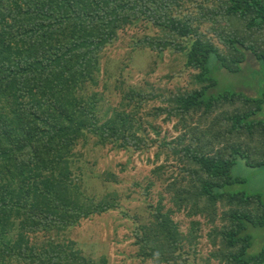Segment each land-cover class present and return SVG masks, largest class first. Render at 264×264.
Returning <instances> with one entry per match:
<instances>
[{"label":"trees","instance_id":"obj_1","mask_svg":"<svg viewBox=\"0 0 264 264\" xmlns=\"http://www.w3.org/2000/svg\"><path fill=\"white\" fill-rule=\"evenodd\" d=\"M182 1L0 0V264H107L104 258H84L76 243L65 238L82 221L118 208L114 194L98 198L84 192L75 150L93 139L101 149L148 151L155 142L146 129L155 131L136 116L145 99L155 98L166 104L155 115L178 118L183 128L190 114L205 118L222 106H242L212 118L210 124H217L213 137L195 127L177 142H161L181 165V176L168 181L165 191L192 215L206 213L210 223L218 205L226 209L224 225L214 231L220 241L213 244V258L225 264H264V249L248 255L252 243L247 233L250 227H264V194L229 190L243 183L231 175L239 159L251 168L264 167V120L255 119L264 106V91L258 98L211 92L217 85L212 69L236 75L247 58L258 67L250 65L253 71H260L258 64L264 68V0H201L211 7L193 18L177 16ZM218 15L225 23L234 20L238 29L225 32ZM140 23L158 30L156 39L142 45L157 44L160 53L167 48L185 53L197 89L164 98L129 87L122 92L124 104L98 118L105 91L93 89L101 84L103 52L120 31ZM205 24L210 27L204 30ZM208 32L216 34L223 49L207 38ZM254 137L259 144L251 150ZM163 171L159 166L151 175L159 179ZM148 208L152 220L136 226L135 244L144 260L163 262L166 250L182 237L171 211L162 213L161 203ZM198 226L192 222L191 229ZM39 235L49 237V243H34Z\"/></svg>","mask_w":264,"mask_h":264},{"label":"rangeland","instance_id":"obj_2","mask_svg":"<svg viewBox=\"0 0 264 264\" xmlns=\"http://www.w3.org/2000/svg\"><path fill=\"white\" fill-rule=\"evenodd\" d=\"M208 7L211 5L201 0H184L180 3V8H176L177 16L190 14L192 18L197 17L202 8ZM218 19H222L220 15L217 16V21ZM222 21L225 32H234L239 27L233 23L234 20L229 21V25L225 20ZM140 24L138 27L120 31L117 40L103 52L99 77L101 84L98 89H93L105 91L102 114H97L98 118L104 113L111 116L114 109H119L124 104L122 92H126L129 87L141 90L144 94L165 96L164 98L197 89L193 81L194 72L186 68L185 53H177L168 48L160 53L157 44L142 45L146 39H156L158 30L144 23ZM208 25H204V30ZM206 36L223 49L218 44V37L215 39V33L208 32ZM243 65L245 67L236 75L222 69H212V76L217 81L216 87L211 90L212 95L234 91L250 98H258L264 91V68L258 64L260 71H253L258 70V67L253 61L248 62V58ZM250 65L253 69L249 68ZM87 90L92 92L91 87ZM145 100L141 103L136 118L144 128L146 124H150L155 131L146 129L147 137L155 142L148 151H117L110 146L101 149L94 146L93 139L76 148V167L81 168L83 174L84 192L98 198L105 194H114L116 197L113 199L118 208L82 221L78 227L65 233V238L76 243L84 258L96 261L104 258L107 264H225L211 254L216 249L213 244L217 242L218 246L220 241L218 235L216 240L214 231L224 225L221 215L226 209L218 205L215 217H211L213 222L210 223L211 219L206 213L192 215L193 211L188 206L179 207L171 201L172 194L165 191V185L168 181L172 182L173 178L181 176V165L175 156L162 149L161 142H177L182 134H187L188 128L195 127L207 132L208 138L213 137L217 134V124H210L212 118L220 113L239 111L242 106L239 103L222 106L213 115L205 118H201V113L190 114L185 117L186 128H183L178 118L167 119L164 113L155 115L158 108L166 107L160 99ZM126 110L130 112L128 108ZM255 119L264 120V106ZM218 128L219 132L223 131L220 121ZM185 139L184 144H188L190 135ZM258 144V138L254 137L249 147L253 150ZM215 147L217 148V142ZM251 158L256 156L252 154ZM159 166H163L164 171L157 179L151 175V171ZM231 175L243 183L234 185L230 191L264 194V167L251 168L239 159L233 166ZM111 176L115 178V182ZM159 203L163 206L162 213L171 211L170 218L177 226L176 232L182 237L181 240L177 238L174 248L166 250L167 260L163 262L144 260L140 252L138 253L139 248L134 237L137 225H146L152 220V212L148 206L154 208ZM192 222L199 223L196 231L191 229ZM247 233L251 236L252 243L248 255H258L264 249V227H250ZM33 242L43 245L49 243V237L43 238L39 235Z\"/></svg>","mask_w":264,"mask_h":264}]
</instances>
